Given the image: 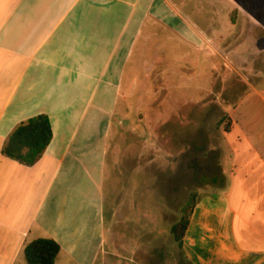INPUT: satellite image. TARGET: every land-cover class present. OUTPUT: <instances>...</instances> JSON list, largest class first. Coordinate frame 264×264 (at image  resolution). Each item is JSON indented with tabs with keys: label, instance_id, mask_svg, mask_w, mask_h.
<instances>
[{
	"label": "crops",
	"instance_id": "crops-1",
	"mask_svg": "<svg viewBox=\"0 0 264 264\" xmlns=\"http://www.w3.org/2000/svg\"><path fill=\"white\" fill-rule=\"evenodd\" d=\"M158 27L210 60L227 45L233 72L241 61L240 75L258 76L231 108L226 184L198 201L182 252L188 264H264V71L251 63L264 48L237 0H0V264H28L38 239L60 245L56 264H119L107 252L108 140L137 46ZM41 115L53 140L40 159L5 156Z\"/></svg>",
	"mask_w": 264,
	"mask_h": 264
},
{
	"label": "rangeland",
	"instance_id": "rangeland-1",
	"mask_svg": "<svg viewBox=\"0 0 264 264\" xmlns=\"http://www.w3.org/2000/svg\"><path fill=\"white\" fill-rule=\"evenodd\" d=\"M237 1L260 23L256 34L264 48V0ZM226 48L218 45L210 60L209 48L181 43L160 27L149 43L138 44L108 140L106 240L117 263L188 264L171 229L191 194L200 200L225 186L231 108L258 77L240 75L248 67L241 61L240 74L233 72ZM251 63L264 71V60Z\"/></svg>",
	"mask_w": 264,
	"mask_h": 264
},
{
	"label": "trees",
	"instance_id": "trees-1",
	"mask_svg": "<svg viewBox=\"0 0 264 264\" xmlns=\"http://www.w3.org/2000/svg\"><path fill=\"white\" fill-rule=\"evenodd\" d=\"M230 128L227 127V131ZM53 140V130L49 117L41 115L16 128L3 149V154L25 165H34L45 153ZM197 194H191L182 208L180 220L171 233L175 242L183 248V242L190 225L191 217L198 204ZM61 253L60 245L51 239H38L25 248L28 264H56Z\"/></svg>",
	"mask_w": 264,
	"mask_h": 264
}]
</instances>
